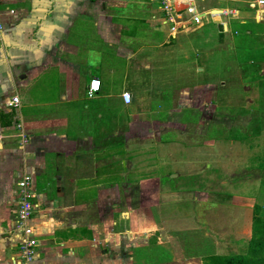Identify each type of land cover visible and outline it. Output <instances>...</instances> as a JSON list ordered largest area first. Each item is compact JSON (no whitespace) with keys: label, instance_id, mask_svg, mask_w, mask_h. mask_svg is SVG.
<instances>
[{"label":"crops","instance_id":"0c3cea01","mask_svg":"<svg viewBox=\"0 0 264 264\" xmlns=\"http://www.w3.org/2000/svg\"><path fill=\"white\" fill-rule=\"evenodd\" d=\"M208 1L205 8L212 12L220 35L247 21L242 13L246 9L236 4L249 5L250 0ZM97 8L92 0H0V264H146L135 248L149 245L170 249V264H207L208 258L220 254L190 257L183 244L164 238L163 221L155 213L165 211L161 180L145 175L156 165L155 153L145 159L135 151L125 160L124 152L117 150L118 141L161 138L166 124L143 118L136 79L130 84L127 75L117 73V65L98 60L100 49L92 44L91 24L85 18ZM227 9L237 14L225 15ZM253 17L262 22L256 11ZM117 26L112 20H98L96 43L102 39L118 44ZM208 39L200 44L205 46ZM125 50L120 46L121 56ZM94 79L101 86L90 97ZM125 91L132 94L131 103L123 100ZM14 95L20 98L17 109L7 106ZM125 115L128 131L122 123ZM19 122L28 134L26 144L21 142ZM161 142L158 139V145ZM24 175L33 179V201L38 205L30 221L37 239L30 263L20 257L23 231L16 225L17 183ZM93 188L99 190L94 199L80 194ZM136 189L152 192L140 208L130 198L125 201L127 191ZM161 259L151 264H166Z\"/></svg>","mask_w":264,"mask_h":264},{"label":"rangeland","instance_id":"374dc122","mask_svg":"<svg viewBox=\"0 0 264 264\" xmlns=\"http://www.w3.org/2000/svg\"><path fill=\"white\" fill-rule=\"evenodd\" d=\"M198 3L207 8L210 1ZM92 4L98 8L85 18L91 24L92 44L100 49L97 59L117 65V73L127 75L130 84L136 79L143 118L166 124L164 135L156 140L117 142L125 160L135 151L145 159L155 153L156 165L145 175L161 180L165 211L155 213L163 221L165 240L183 244L190 257L247 254L250 239L264 234V19L256 22L254 9L236 4L246 9L242 13L248 18L230 32L220 35L208 16L202 28L168 39L157 21L156 2L92 0ZM100 19L120 25L118 44L102 39L96 43ZM206 38L211 42L202 46ZM120 46L129 51L121 56ZM127 117L122 120L125 131L130 128ZM158 139L166 144L158 145ZM121 143L124 146L119 147ZM163 159L164 165H158ZM130 191L125 201L132 199L135 208L152 194L146 189ZM80 194L94 199L99 190ZM135 252L147 259L146 264L156 257L166 264L173 259L170 249L155 245L136 247Z\"/></svg>","mask_w":264,"mask_h":264},{"label":"built area","instance_id":"2783aa9c","mask_svg":"<svg viewBox=\"0 0 264 264\" xmlns=\"http://www.w3.org/2000/svg\"><path fill=\"white\" fill-rule=\"evenodd\" d=\"M150 1L157 3V10L160 13V16L157 17V21L160 23L161 27L166 30L168 39H178L181 34L195 32L205 25V20L208 16L213 15L210 10H207L204 6H200L198 0ZM249 6L255 9L258 20L264 19V0L249 2ZM224 14L235 16L237 13L233 9H227L224 11ZM0 29H2L1 24ZM100 86V80H92L88 87L89 96L93 97L100 90ZM122 96L126 103H131L132 94L130 92L125 91ZM7 106L11 109L19 108V96H12L7 101ZM17 128L20 131L22 144H26L29 138L23 123L19 122ZM32 183L33 179L30 175H24L17 183L19 187V209L16 225L23 231L20 257L28 263L33 261L37 246L34 229L30 223L34 211L38 207L33 201L35 193L33 192Z\"/></svg>","mask_w":264,"mask_h":264},{"label":"trees","instance_id":"16d2710c","mask_svg":"<svg viewBox=\"0 0 264 264\" xmlns=\"http://www.w3.org/2000/svg\"><path fill=\"white\" fill-rule=\"evenodd\" d=\"M207 264H264V234L250 239L247 254L216 255L208 258Z\"/></svg>","mask_w":264,"mask_h":264},{"label":"water","instance_id":"95a60500","mask_svg":"<svg viewBox=\"0 0 264 264\" xmlns=\"http://www.w3.org/2000/svg\"><path fill=\"white\" fill-rule=\"evenodd\" d=\"M216 11H220V10H214V12H216Z\"/></svg>","mask_w":264,"mask_h":264}]
</instances>
